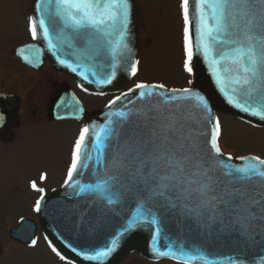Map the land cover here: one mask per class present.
Returning a JSON list of instances; mask_svg holds the SVG:
<instances>
[{"label": "snow or ice", "instance_id": "6c2138e0", "mask_svg": "<svg viewBox=\"0 0 264 264\" xmlns=\"http://www.w3.org/2000/svg\"><path fill=\"white\" fill-rule=\"evenodd\" d=\"M190 3L195 17L196 49L209 62L221 91L228 96L230 104L264 121V0H180L186 57L183 66L189 74L193 72L196 55ZM130 8V0H40L35 5L38 17L29 18V30L33 40L42 35L53 49L69 42L65 35L68 30L74 38L83 39V55L89 60L105 51L110 53L113 71L98 81L109 84L115 77L117 65L130 57L131 49L125 40ZM54 20L62 25L55 37L56 43H53L51 32ZM24 58L29 59L27 55ZM138 64L139 61L130 64L133 76ZM77 67L81 65L77 64ZM72 70L76 71V68ZM164 87L163 84L138 83L135 89L147 90L138 94V99L146 105L142 112L122 110L109 113L103 125L81 128L71 150L64 184L72 186L74 174L80 175L88 169L89 161L93 159L101 164L103 158L107 164L102 179L89 184L77 180L74 184L80 193H95L109 204L117 203L126 194L135 195L141 203L125 231L141 223L158 225L157 217L145 205H159L178 208L186 216L199 221L220 223L247 239L264 235V159L259 156L238 157L243 161L241 165L227 163L233 160L231 155L226 161L220 159L223 157L218 143L221 122L210 113L208 122L213 124V129L206 141L210 147L205 151L200 140L204 134H194L176 115V110L182 106L180 102L191 99L187 95L191 90L172 89L173 93L186 95H171L153 102V90ZM135 89L117 96L109 106ZM195 99L207 109L202 96ZM161 104H175V110L161 107ZM133 116L142 123H135L126 130V126L132 124ZM106 150H109L108 156H105ZM44 178L42 175L41 179ZM31 188L38 193L44 192L35 182L31 183ZM43 199L41 195L35 202L36 211H40ZM159 231L157 227V235ZM31 243L35 246L37 242L32 240ZM111 244V247L87 258L102 260L114 250L117 240H112ZM52 251L60 256L56 248L53 247ZM156 251L161 256L182 258L184 264H191L194 260L215 264L202 254L171 251V246L167 253ZM60 258L64 259L63 256ZM228 264H254V261L231 257Z\"/></svg>", "mask_w": 264, "mask_h": 264}, {"label": "water", "instance_id": "95a60500", "mask_svg": "<svg viewBox=\"0 0 264 264\" xmlns=\"http://www.w3.org/2000/svg\"><path fill=\"white\" fill-rule=\"evenodd\" d=\"M39 2L40 0H32L30 17H38L35 5ZM130 5L129 24L125 38L128 47L131 49L130 57L127 61L117 65L115 77L109 84L99 83L98 81L107 78L113 71L111 68L113 62L111 54L105 51L95 59L85 58L83 55L85 49L83 39L74 38L68 30L65 31V35L69 38V42L64 43L62 46L58 45L56 49L51 48L48 41L42 35H39L36 40L37 43L26 44L20 47L19 51L23 54V57L26 55L29 57V59L24 58V61L28 63L31 61L37 62L36 57L42 61L43 57L46 56L53 68L70 75L80 87L90 93H116L126 85L132 76L130 64L135 61L137 53L138 7L134 0H130ZM191 8L190 3V17L193 21L191 32L193 47L196 52L193 59L196 68L195 76L200 79L203 87L185 88L191 90L187 94L191 99L180 102L182 106L176 110V115L182 118L194 134H204L200 136V140L205 151H207L210 145L206 141L210 139L213 129V124L208 122L209 113L211 117L217 118L214 103H217L225 112L255 126H264V121L242 112L228 102V96L221 91V86L217 84L216 76L209 62L196 49L197 33L195 17L191 12ZM61 27L62 25L58 20L53 21L51 28L53 43H56L55 37ZM61 60H64L65 63H60ZM77 64L81 67H77ZM73 68H76V71H73ZM93 72H95V75H93ZM130 89H135V86ZM128 90L122 93L128 92ZM171 90L165 87L154 89L153 102H160L171 95H186L182 92L173 93ZM140 91L147 90L135 89L134 92L129 93L127 97H122L114 105L109 106L108 103L97 115L91 118L87 126L91 128L93 125H103L109 113L122 110H131L133 113L142 112L146 105L144 101L138 99ZM121 94L118 96H121ZM196 96L204 98L207 109H204L196 101ZM9 99H11V96H0L2 101ZM161 107L175 110V104L168 106L161 104ZM113 119L116 118L113 117ZM131 119L132 124L127 125L126 130L135 123H142L136 116ZM108 155L109 150H106L105 156ZM227 156L229 155L223 154L220 159L226 161ZM226 162L236 165L243 163L239 159ZM105 164H107V160L103 158L101 164H97L95 159L89 161L88 169L83 170L80 175L74 174L72 186L64 184L62 187L52 190L41 200L38 220L42 233L49 245L56 248L64 259H68L75 264H117L130 252L137 251L150 260L171 258L183 262L182 258L177 259L171 255L161 256L156 251L158 249L159 252L167 253L169 252V246H171V251L178 253L183 250L193 255L202 254L206 260L214 261L215 264H228L231 257H241L249 262L254 261V264H264V235H257L254 240L247 239L238 236L234 231L220 223L199 221L194 217H188L178 208L145 205L146 208H151L152 214L157 217L158 225L141 223L125 231L141 203L135 195L126 194L117 203L109 204L95 193L89 191L80 193L78 186L74 184L77 180L81 184H89L102 179ZM28 224V220L20 222L19 226L10 231V235L22 241L27 240L32 236L34 228L33 224V228H28ZM157 227L160 229L159 235L156 234ZM114 239L117 240V245L107 257L102 260L87 258L95 256L97 251L111 247V242ZM191 264H205V261L194 260Z\"/></svg>", "mask_w": 264, "mask_h": 264}, {"label": "rangeland", "instance_id": "374dc122", "mask_svg": "<svg viewBox=\"0 0 264 264\" xmlns=\"http://www.w3.org/2000/svg\"><path fill=\"white\" fill-rule=\"evenodd\" d=\"M31 0H0V71L17 64L10 56L28 36V6ZM140 7V51L141 59L133 83L163 84L167 88H183L194 83L193 72L184 69L183 23L179 12V0H137ZM150 43V46H148ZM148 46V48H147ZM7 67V68H6ZM42 73V72H41ZM40 75V74H39ZM6 81L9 85L10 79ZM38 73L23 68L22 89L25 94L23 109L30 112L27 126L30 129L23 147L0 151V242L10 248L0 258V264H65L58 261L38 239L34 247H13L6 241V226L13 223L17 215L29 216L28 204L33 194L26 181L32 179L44 190L58 184L60 171L69 160V150L78 134L80 125L47 123L44 98V81L33 82ZM4 80V79H0ZM37 85H30L36 83ZM31 87H30V86ZM15 89V86H14ZM88 109L106 104L104 99L82 97ZM34 109L37 113L34 114ZM221 116V150L233 155L247 154L264 156V128H253L224 113ZM47 171L49 179L43 183L39 171ZM58 178V179H57ZM36 197V195H35ZM34 197V198H35ZM122 264H176L168 260L143 261L132 255Z\"/></svg>", "mask_w": 264, "mask_h": 264}, {"label": "flooded vegetation", "instance_id": "af4514ba", "mask_svg": "<svg viewBox=\"0 0 264 264\" xmlns=\"http://www.w3.org/2000/svg\"><path fill=\"white\" fill-rule=\"evenodd\" d=\"M30 39H26V42ZM25 41L21 42L24 43ZM20 43V44H21ZM10 56L12 60L17 64L16 69H13L11 65H8L9 74H7L6 70L3 69L0 71V79H4L0 81V95L2 96H12L9 100H0V151H4L8 148L11 150L13 148H17L20 150L23 147L24 139L26 137V134L30 129H35L36 127L33 126H27L28 120L30 118V112L26 114L25 109H23L24 100H25V94L23 92H18L17 89H22V75H23V68L25 67L24 64L21 62V60L16 56L14 49H11ZM7 68V67H6ZM27 69L38 73V76L35 78L33 82L37 80L39 82L40 80L44 81L45 90L40 91L44 98V105L46 109V113L48 114V120L47 123H57V124H69V122H82L83 120H87L88 116L94 112H96L100 107L99 105H96L94 107H91V109L86 113V117L84 119H52L50 115V107L53 102V100L66 88H71L74 93L79 97L82 95V92L77 89L73 81L67 77L65 74L53 70L50 65L45 61L43 64L38 67L37 69L26 67ZM42 72V73H41ZM40 74V75H39ZM7 75H9V79L12 84L15 82V85H9L6 81ZM36 83H31L30 85ZM29 85V86H30ZM15 86V89H14ZM17 87V89H16ZM31 87V86H30ZM80 98V97H79ZM81 99V98H80ZM34 114L37 113V110L34 109ZM67 164V163H66ZM66 171V165L62 168L60 171V174L58 178H60L59 182L64 178ZM38 175L42 174L45 178L43 179L45 182L49 179V175L47 171H39L37 173ZM57 178V179H58ZM31 182H33L32 179H29L26 181V187L28 191L33 194V198L31 202L28 204L29 208V216H22L17 215L14 217L13 223L6 226L5 229L9 230L13 226H15L20 218L26 217L35 219V193L31 188ZM59 184V183H58ZM58 184L52 186L56 187ZM50 188V189H51ZM49 189H47L45 192H47ZM43 192V193H45ZM6 241L12 245L13 247H28L27 244L20 243L18 240H14L9 238L8 231L6 233ZM10 248L8 245H3L0 242V258L8 252Z\"/></svg>", "mask_w": 264, "mask_h": 264}]
</instances>
